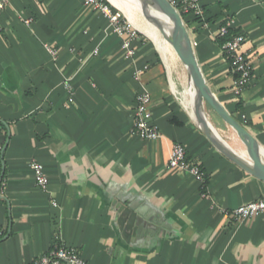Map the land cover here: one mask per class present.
Listing matches in <instances>:
<instances>
[{"label":"crops","instance_id":"crops-1","mask_svg":"<svg viewBox=\"0 0 264 264\" xmlns=\"http://www.w3.org/2000/svg\"><path fill=\"white\" fill-rule=\"evenodd\" d=\"M199 5L203 17L184 15L202 74L264 154V0ZM226 25L230 36L245 37L254 69L240 96L223 50L228 39L219 37ZM135 48L128 60L86 0H13L0 14V264L30 263L60 243L88 264H264V216L243 223L231 216L264 199V182L205 136L176 52L143 37ZM143 92L161 131L153 143L133 134ZM207 113L218 136L244 152L236 133ZM175 144L206 174L205 187L169 170ZM34 160L44 165L48 192L34 186Z\"/></svg>","mask_w":264,"mask_h":264},{"label":"built area","instance_id":"built-area-1","mask_svg":"<svg viewBox=\"0 0 264 264\" xmlns=\"http://www.w3.org/2000/svg\"><path fill=\"white\" fill-rule=\"evenodd\" d=\"M13 0H0V14L9 6ZM179 14L193 13L196 17H203L200 7V0H167ZM109 4L114 7L110 2ZM86 5L98 10L109 21L112 31L122 40V50L128 60H133L137 50L135 44L140 40L138 32L134 29L127 18L121 13H115L113 9L104 4L102 0H86ZM33 19L26 20L27 25H31ZM230 25L222 26L219 29V37L227 38L228 41L223 50L230 64V72L234 79V93L240 96L253 78V65L249 55L242 51L245 44V37L242 34L230 36ZM140 33V32H139ZM49 52L55 56L56 52L48 48ZM97 53V52H96ZM65 89L73 101V88L69 82L65 83ZM133 134L136 138L144 142L153 143L161 138V131L154 123L152 114V96L147 93H138L135 101ZM169 170H178L191 173L201 185L205 187L206 174L197 165L186 159V148L182 144H175L169 157ZM34 186L40 192H48L50 180L45 173L44 165L34 160L31 163ZM228 215V213H226ZM231 216L239 223L246 222L264 216V199L242 205L231 212ZM0 232V237L2 236ZM24 264H88L79 251L64 243L57 244L53 249L43 256H39L30 263Z\"/></svg>","mask_w":264,"mask_h":264},{"label":"water","instance_id":"water-1","mask_svg":"<svg viewBox=\"0 0 264 264\" xmlns=\"http://www.w3.org/2000/svg\"><path fill=\"white\" fill-rule=\"evenodd\" d=\"M138 1L142 6V12L145 19L154 24L160 30H162L161 22L150 14V8H156L159 10L161 14H163L172 23L171 36L168 38V41L182 64L185 66L189 81L192 83L195 91L197 92L198 104L196 106L195 114L198 122L202 124L201 129L205 136L209 139L213 146H215L229 160L237 164L252 176L264 182L263 150L256 139L226 111L208 86L196 59L191 38L179 12L167 0ZM205 105H207L208 108H210L236 133L245 148L247 159L240 156L218 136L216 130L207 121L208 116L206 114ZM202 111L204 118L201 117ZM2 179L3 174L0 178V185Z\"/></svg>","mask_w":264,"mask_h":264},{"label":"bare ground","instance_id":"bare-ground-1","mask_svg":"<svg viewBox=\"0 0 264 264\" xmlns=\"http://www.w3.org/2000/svg\"><path fill=\"white\" fill-rule=\"evenodd\" d=\"M108 1L115 8H117L119 11H121L124 14L125 17L128 19V21L134 24V27L136 29H139L143 34H145L147 37L152 39V41L155 42L160 47L162 53H166L167 51H170L175 54L174 49L172 48L171 44L168 41V38L171 36L172 23L163 14H161L159 10H157L156 8H150L149 12L152 16H154L157 20L161 22L162 30H160L154 24L148 22L145 19L143 12H142L143 11L142 6L138 0H108ZM137 14L141 16L140 17L138 15L143 22L141 23L136 22ZM188 85H189V80H188ZM189 95H190L189 107L192 110L193 117L196 119L195 112H196V106L198 104L197 92L195 91L191 82H190V87H189ZM201 117L204 118L203 111L201 112ZM196 121L199 124V126L202 127V124L199 123L197 119ZM207 121L209 122L208 119ZM237 153L240 156H243L245 157V159H247L245 151L237 152Z\"/></svg>","mask_w":264,"mask_h":264},{"label":"rangeland","instance_id":"rangeland-1","mask_svg":"<svg viewBox=\"0 0 264 264\" xmlns=\"http://www.w3.org/2000/svg\"><path fill=\"white\" fill-rule=\"evenodd\" d=\"M113 8H115V7H113ZM115 10H117V12L121 13L118 9L115 8ZM121 15L124 16V18H126L125 15H124L123 13H121ZM138 15H139V14H137V16H138ZM139 16H140V15H139ZM140 17H141V16H140ZM138 18H139V17H138ZM140 20H141V18H140ZM140 22H141V21H140ZM130 23H131V22H130ZM131 25H132V27H133L134 29H136L132 23H131ZM136 30L140 32V33L138 32V37H139L140 39L143 37V38H146L148 42H152V39H150L149 37H147L146 35H144L139 29H136ZM205 109H206V114H208L207 112H211V113H212V110H211L210 108H208L207 105H205Z\"/></svg>","mask_w":264,"mask_h":264},{"label":"trees","instance_id":"trees-1","mask_svg":"<svg viewBox=\"0 0 264 264\" xmlns=\"http://www.w3.org/2000/svg\"><path fill=\"white\" fill-rule=\"evenodd\" d=\"M102 2L104 3V4H106V5H108V6H110L112 9H113V11L115 12V13H117V10H115V8H113L110 4H109V2L107 1V0H102ZM181 17H182V19H183V21H184V23H185V21H186V17H185V15L184 14H181ZM240 105L238 106V110H240Z\"/></svg>","mask_w":264,"mask_h":264}]
</instances>
